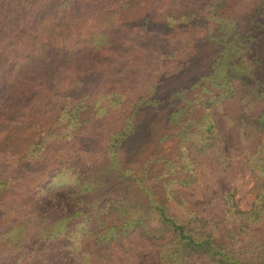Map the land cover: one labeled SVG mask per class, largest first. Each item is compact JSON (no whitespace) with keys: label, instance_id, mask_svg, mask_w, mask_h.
<instances>
[{"label":"trees","instance_id":"obj_1","mask_svg":"<svg viewBox=\"0 0 264 264\" xmlns=\"http://www.w3.org/2000/svg\"><path fill=\"white\" fill-rule=\"evenodd\" d=\"M225 4L0 0L1 235L18 247L30 233L45 236L47 228L65 236L73 219L88 212L87 222H94L97 230L92 233L98 240L104 230L144 228L148 220L150 227L169 233L162 252L165 264H185L184 256L195 253L214 264H264V237L242 250L223 247L215 242L216 224L171 213L160 186L150 184L160 180L161 170L174 166L186 171L193 162L180 150L173 157L165 152L168 143L172 150L185 138L190 149H198L202 141L215 143L217 133L205 108L224 93H235L225 86L233 77L243 80V95L264 96V0H257L245 15L224 13ZM47 7L51 9L39 15ZM182 31L193 36L180 38ZM243 42H249L243 51L246 60L236 51L243 49ZM193 47H198L194 53H185ZM148 68L161 76L141 85V72ZM121 95L124 99L117 101ZM131 96L134 100L123 107ZM109 98L103 112L111 119L122 117V123L115 128L109 123L98 132L91 125L95 103ZM255 121L264 129V111ZM196 123L198 133L190 128ZM57 125L65 133L57 134ZM101 133L103 143L96 147ZM251 162L264 179V140ZM157 165L160 169L153 173ZM65 174L73 176L65 200L49 193L30 206L13 207L14 200L21 199V188L29 194ZM118 182L147 193L141 206L113 194ZM84 184L98 193L85 197L79 192ZM106 187L109 191L101 192ZM256 188L255 202L241 213L242 225L234 237L247 233L264 216V182Z\"/></svg>","mask_w":264,"mask_h":264},{"label":"rangeland","instance_id":"obj_2","mask_svg":"<svg viewBox=\"0 0 264 264\" xmlns=\"http://www.w3.org/2000/svg\"><path fill=\"white\" fill-rule=\"evenodd\" d=\"M206 1L208 0H200L201 3ZM55 3L56 1L50 7H53ZM256 3L257 0H226L223 12L245 15L253 10ZM14 7L18 8L17 5ZM50 7L39 12V15L51 9ZM182 22L185 21L182 20ZM185 25L183 23L179 28ZM89 26L91 27V24L87 27ZM186 33L185 31L180 32L179 37L193 36L189 34L187 36ZM248 43L243 42V49L236 50L242 51L244 60L247 56L243 51L248 48ZM197 48H189L185 50V53H194ZM179 67L180 65H178ZM149 69L141 72L144 74L143 78H140L141 85H145V83L147 85L152 77L160 78L161 75H157L153 68ZM237 70L234 73H237ZM262 72H264V60ZM140 83L135 87L136 89L141 86ZM242 84L241 77H233L225 86L233 87L235 93L230 97H226V93H224L219 99L211 101V104L205 108V117L206 119L208 116L211 118L215 127L213 130L217 133L215 143L202 141L198 149L196 147L190 149L188 138H185L184 141L179 142V148L175 150H172L171 143H168L170 147H164L165 152H171L173 157L176 155V151L180 150L185 160L193 162L186 171L179 170L174 166H170L171 170L163 169L159 173L160 180L150 182L153 187L158 184L160 191L165 193L171 213L173 211L176 216L196 217L216 224L215 242L223 247H235L237 250H242L250 241H258L264 237V216L258 223L252 224L247 233L234 237L242 225L241 216L243 215L241 213L251 210L257 193L256 187L259 182H264L258 169L251 162L258 143L264 140V129L255 121L264 111V96L256 98V95L253 94L243 95ZM193 92L196 95L200 93L197 89H193ZM136 93L138 92L134 94L137 95ZM132 97L123 107L134 100ZM120 99H124L122 95L117 101ZM100 104L102 108L99 109L98 105ZM108 104H110V98L105 102L98 101L95 103L97 113L93 115L94 111L91 112L95 118L91 125L93 128L98 127V132L102 129L106 130L109 123L114 125V128L119 127L122 123V117L111 119V114L105 115L106 112L103 111L105 105ZM61 128V125H57L55 132L57 134L65 133ZM190 128L194 129V133L201 130L197 123L196 125L192 124ZM100 136L98 143H94L96 147H101L103 143V133ZM194 141L197 142L198 138H194ZM21 148L25 149V146ZM188 155L189 157H187ZM158 169H160L159 165L154 166L153 173ZM181 177L182 179L179 180ZM72 183L73 176L65 174L63 178L56 177L38 191L34 190L29 194L27 188H21V199L17 197L13 207L22 204L30 206L33 201L45 198L49 193H52L55 199L65 200L68 185ZM117 184L113 194L125 195L128 199L127 202L131 204L135 202L137 206H141L146 192L143 194L142 190L137 189L132 183L121 184L118 182ZM94 190L84 184L79 192L85 197H89L98 193ZM106 191H109L108 187L102 189L101 192ZM81 205L86 206L83 203ZM232 205L235 206L227 211V208ZM1 210L2 208H0V213ZM87 214L88 212L77 215L70 223L71 228L65 233V236L55 230L51 232L47 228L43 237H34V232L30 233L29 240L22 247L13 246L6 235H1L3 233L0 226V264H10L11 261L12 264H48L52 258H55L53 261L55 264H165L162 252L171 237L169 233L158 231L154 226L150 227L149 220L147 226H143L144 228L131 226L121 231L104 230L98 240L92 233L97 228L94 226V222H87ZM235 241H237L236 244ZM14 258H16L15 262ZM183 260H186L185 264H214L208 256L197 253L184 256Z\"/></svg>","mask_w":264,"mask_h":264}]
</instances>
